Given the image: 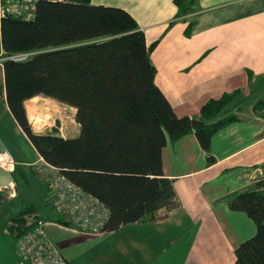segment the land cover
<instances>
[{"label":"trees","instance_id":"obj_1","mask_svg":"<svg viewBox=\"0 0 264 264\" xmlns=\"http://www.w3.org/2000/svg\"><path fill=\"white\" fill-rule=\"evenodd\" d=\"M175 3L181 18L193 13L199 0ZM194 25L189 24L187 37ZM0 35L6 104L13 120L45 163L108 210L103 234L150 223L159 211L176 208L174 181L164 167L169 143L195 135L212 166L213 139L241 121L235 114L222 117L241 91L210 100L197 117H178L156 84L151 54L157 44L148 47L136 20L121 8L94 6L91 0H45L32 21L3 17ZM25 53L35 55L22 62L9 59ZM39 97L75 109L79 135L36 134L26 103ZM253 109L264 112V93ZM20 166L17 162L13 174L17 190L31 183ZM229 208L246 213L257 226V234L238 248L235 264H264V181L255 191L232 196ZM37 214L38 208L29 205L12 220L17 242L39 223V217L27 222ZM54 217L50 223L73 228L57 207Z\"/></svg>","mask_w":264,"mask_h":264},{"label":"crops","instance_id":"obj_2","mask_svg":"<svg viewBox=\"0 0 264 264\" xmlns=\"http://www.w3.org/2000/svg\"><path fill=\"white\" fill-rule=\"evenodd\" d=\"M91 4L127 11L144 32L147 46L157 44L151 54L156 84L178 117H197L210 100L241 91L225 111L241 121L213 139L215 164H208V154L195 135L169 143L164 167L166 177L174 181L176 208L159 211L150 223L132 225L123 246L101 260L119 264L114 258L120 256L121 264H235L238 248L257 234L246 213L230 210L229 199L257 190L259 169H264V112L253 109L264 93V0H199L195 11L181 18L175 0H91ZM191 22L195 25L187 37ZM41 98L28 101L26 108ZM252 98L245 112L241 105ZM54 227L48 228H60ZM72 232L77 238H68L65 253L60 250L70 264L85 246L92 249L101 237L112 234Z\"/></svg>","mask_w":264,"mask_h":264},{"label":"rangeland","instance_id":"obj_3","mask_svg":"<svg viewBox=\"0 0 264 264\" xmlns=\"http://www.w3.org/2000/svg\"><path fill=\"white\" fill-rule=\"evenodd\" d=\"M3 54L0 35V139L5 143L9 151L7 164H10L11 167L8 170L10 171L14 167V174L17 162L21 163L20 167L28 172L31 183L30 185L22 184L19 190L16 189V185L13 183V187L11 186L0 191V195L3 197V202L0 201V264H23L18 254L17 239L11 232L12 220L27 206L35 205L38 208V214L28 217V224L35 222L36 217L41 218L38 224H50V222H53V218H55L57 206L55 207L56 200L53 192L49 190L47 191L48 193H45L46 187L49 186L45 179H42L43 169L45 168L44 161L36 155L35 150L28 140L24 138L23 132L20 131V128H18L8 110L5 96L3 72L5 59L2 58ZM253 99H245L244 104H242L243 101L239 102V104H242L241 106L245 109V112L249 111L248 107ZM257 100L259 99L257 98ZM27 111L30 124L36 134L45 135L56 132L59 135L78 136L79 124L75 118L76 113L74 109L66 105L54 100L41 98L29 102L27 104ZM224 113L222 117L230 115ZM2 163L5 164L6 162ZM2 163L0 162V165H3ZM59 227L57 230H53L54 226L53 229L48 228V233L51 239L53 238L52 240L55 241V245L57 244L56 247L62 252L65 248L69 247V242L71 243V241H68V238L73 237V232H67L65 228ZM131 227L132 225L101 237L92 249L91 245L89 248L85 246L81 249L83 253L79 258L74 259L73 264H110L111 261L104 262L101 259L104 256L113 254L119 246H123L125 243L124 236ZM70 245L72 246V244ZM80 245L82 248L84 243ZM73 251L76 254L78 249L75 248ZM114 259H118L119 264H121L120 259L123 260L120 256Z\"/></svg>","mask_w":264,"mask_h":264},{"label":"built area","instance_id":"obj_4","mask_svg":"<svg viewBox=\"0 0 264 264\" xmlns=\"http://www.w3.org/2000/svg\"><path fill=\"white\" fill-rule=\"evenodd\" d=\"M41 1L45 0H0V21L5 16L32 21L37 16V5ZM48 1L59 3L74 2V0ZM34 55L35 53H25L12 56L9 59L15 62H22ZM44 166L42 174L53 192L57 213L73 225V228H67V230L89 236L102 235L101 230L109 218L108 210L97 199L87 195L68 181L58 168L45 162ZM13 171L14 167H12L10 172L13 173ZM257 181H264V169H259ZM11 186L13 187V183ZM50 226L59 228L57 223L37 224L17 242L18 254L23 264H69L68 259L62 255L49 236L47 229Z\"/></svg>","mask_w":264,"mask_h":264},{"label":"water","instance_id":"obj_5","mask_svg":"<svg viewBox=\"0 0 264 264\" xmlns=\"http://www.w3.org/2000/svg\"><path fill=\"white\" fill-rule=\"evenodd\" d=\"M9 155L5 143L0 139V156ZM13 183V173L0 166V191L9 188Z\"/></svg>","mask_w":264,"mask_h":264},{"label":"bare ground","instance_id":"obj_6","mask_svg":"<svg viewBox=\"0 0 264 264\" xmlns=\"http://www.w3.org/2000/svg\"><path fill=\"white\" fill-rule=\"evenodd\" d=\"M7 161H8V156L7 155H4V156H0V162L2 163V162H6L5 164H3V165H0V166H2V167H4L5 169H9V167H11L10 166V164H7ZM9 171V170H8Z\"/></svg>","mask_w":264,"mask_h":264}]
</instances>
